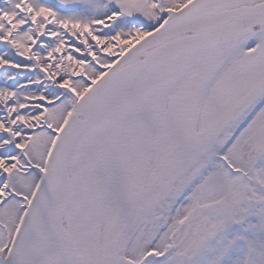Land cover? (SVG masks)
Here are the masks:
<instances>
[{"label":"snow or ice","instance_id":"snow-or-ice-1","mask_svg":"<svg viewBox=\"0 0 264 264\" xmlns=\"http://www.w3.org/2000/svg\"><path fill=\"white\" fill-rule=\"evenodd\" d=\"M0 264H264V0H0Z\"/></svg>","mask_w":264,"mask_h":264}]
</instances>
